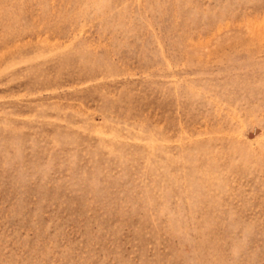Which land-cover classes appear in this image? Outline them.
Returning <instances> with one entry per match:
<instances>
[{
  "label": "rangeland",
  "instance_id": "1",
  "mask_svg": "<svg viewBox=\"0 0 264 264\" xmlns=\"http://www.w3.org/2000/svg\"><path fill=\"white\" fill-rule=\"evenodd\" d=\"M0 264H264V0H0Z\"/></svg>",
  "mask_w": 264,
  "mask_h": 264
}]
</instances>
